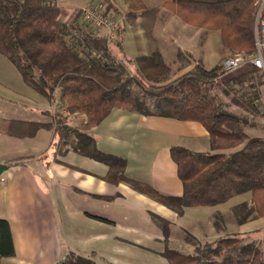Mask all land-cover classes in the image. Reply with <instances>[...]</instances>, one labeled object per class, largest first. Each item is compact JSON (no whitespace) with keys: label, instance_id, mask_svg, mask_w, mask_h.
I'll list each match as a JSON object with an SVG mask.
<instances>
[{"label":"trees","instance_id":"16d2710c","mask_svg":"<svg viewBox=\"0 0 264 264\" xmlns=\"http://www.w3.org/2000/svg\"><path fill=\"white\" fill-rule=\"evenodd\" d=\"M96 1L104 6L107 15L113 11L122 15L124 25L143 29L148 53L133 59L118 58L114 49L123 51L125 28L117 26L112 35H101L83 20V11L71 18L56 0H0V55L15 66L29 87L56 106L51 122L12 119L4 126L0 124V131L25 139L35 137L40 129H52L46 155L58 161L71 148L107 165L106 180L128 182L180 217L188 208L216 207L249 194L251 205L243 202L231 208L238 223H247L252 216L264 218V138L249 136L243 128L246 121L224 110L222 103L210 98L209 89H205L222 84L225 97L239 105V97L231 94L233 88L264 75L250 63L227 72L222 63L207 69L199 62L171 79V65L165 61L154 33L160 10L165 9L184 24L218 32L226 50L247 56L255 52L258 0H165L160 7L149 6L146 0H121L128 5L125 13L114 5V0ZM147 97L155 98L153 109ZM255 99L259 100L257 96ZM114 109L197 122L208 132L210 147L215 152L171 147L183 193L164 195L147 183L129 179L125 175L126 160L101 151L89 133ZM72 116L83 118L80 126L69 124ZM154 217L163 224L166 239L160 255L170 264H264L261 243L245 242L237 236L202 243L187 233L195 253L189 255L173 249L168 243L170 222ZM15 254L11 224L0 218V262ZM61 264L97 262L72 250Z\"/></svg>","mask_w":264,"mask_h":264},{"label":"rangeland","instance_id":"374dc122","mask_svg":"<svg viewBox=\"0 0 264 264\" xmlns=\"http://www.w3.org/2000/svg\"><path fill=\"white\" fill-rule=\"evenodd\" d=\"M146 1L149 6L156 7L161 5L164 0ZM56 2L58 6L69 11V17L71 16V18L80 11H83L84 8L99 4L96 0H56ZM119 5L120 8H123V4ZM165 12L172 16V28L174 33H178L184 23L172 13L166 10ZM108 13V16H114L111 11ZM115 21L117 22V26L124 28V25L122 26L121 24V21H123L122 18L121 21L115 18ZM158 22L157 18L154 33L159 40L160 49L161 44L170 43L171 41L169 39V34L166 33L167 26L165 21H162V23ZM156 25L158 27L157 30ZM126 26L128 29H134L129 24ZM189 29L197 30V28L192 26H189ZM97 31L100 33L105 31L109 33L106 29H97ZM112 33L110 35H112ZM220 51L221 54H223L226 49L221 45ZM183 55L185 56L184 53ZM235 55V53H230L222 58L219 64H221L225 58ZM238 55L245 54L242 53ZM182 60L174 65L175 69H173L170 75L171 79L187 72L186 70L176 71L177 67L182 65L185 58ZM211 67L207 66V68ZM224 88L225 86L222 84H216L214 86H207L205 89H209L210 98L216 102L222 103L224 110L246 121L243 128L249 136L264 138V77L257 76L252 82L246 83L245 86L241 87L237 85L233 88L231 94L232 96L237 95L239 97V105H236L231 97H225L223 93ZM256 96L259 98L257 102L255 99ZM249 99L250 101H247ZM56 100H58L57 95ZM146 100L153 109L155 98L147 97ZM251 101L255 102V105H252ZM55 107L56 106L52 104L50 100L29 87L23 81L15 66L0 55V124L2 126L6 125V123L12 119L51 122L53 120ZM68 122L71 126L78 127L81 125L82 120L81 118L72 116L69 118ZM101 128H103V126ZM89 133L97 140L98 148L101 151L105 153H114L121 157L125 155L121 149L114 148L107 144V142H101V138L103 139L104 135L101 129H99V131H89ZM0 137L2 136L0 135ZM197 137L198 138L180 136L176 140L174 139L171 141L156 131L155 140L157 145L151 150L149 155L146 156V165L139 166L137 165L138 163L136 164L135 161H132L127 172L130 175H148L151 180H154L156 177L164 178L161 177V174H165V181L173 187L172 178L177 177L175 171H173V168L171 170L169 165V149L171 146L179 145L193 151L206 153L215 152L210 147L209 138L200 135ZM33 138L34 139H27L24 141L10 139L14 144L3 143L4 141L1 142L3 138H0V160L10 157L11 159H7L6 161L10 163L17 161V163H14L16 165L9 167L1 175L2 177H0V209H5L8 205V199H14L13 196L20 191V183H15L13 181L15 178L14 175L21 174L22 176H26L30 171L20 166L25 163L23 162L24 160L32 158V156H24L36 155L38 153L42 154L45 152L52 141L53 130L47 128L40 129ZM73 141L74 137L71 138V142ZM46 156L43 155L42 158L46 157L48 159L45 165L49 168L52 166L53 160L49 158L50 155ZM60 160L64 163L57 164L56 162V189H60L56 192V200L52 196H49L48 199L45 197L42 203L48 207L55 208L56 206L55 220L52 223L51 233L47 237L49 243H51L48 246L46 241H44L41 245L42 250L47 247L54 249L52 259H56V264H59L60 260L72 250L94 259L97 264H170L165 257L160 255V252L165 248L166 239L163 235V224L156 219L154 215L170 222L171 236L168 240L169 247L185 254L193 255L195 253V247L193 242H189L187 233L188 235L190 234L196 237L197 240L202 243H212L219 237L230 236L241 237L245 242L256 240L261 243L264 250V218L252 216L247 223L240 224L231 209L233 206L243 202H248L251 205V196L249 194L236 196L228 202L216 207L188 208L183 217H177L176 220H171L173 218L171 216H174L171 210L157 203L158 201L155 202V199V201H153V198H148L146 200L138 199L133 191H129V185H126L128 187H124L125 189H121L120 192L116 194L115 204H113L112 201L109 203L104 201L95 203L86 194L88 193V189L84 184V180L74 177L77 174L73 171L75 167L87 170L91 169L90 164L94 161L77 154L71 148L65 156L60 157ZM169 170H171V172H169ZM42 176L46 177L44 174H42ZM1 178L7 180L6 183L1 182ZM81 178L83 177L81 176ZM63 183H66L67 186L65 192L61 189ZM75 187L81 190L76 191L77 189H75ZM63 205H66L67 208L70 207L72 210L77 209L78 211L96 208L100 213L118 219L119 223L124 227L128 228L134 226L133 228L139 230V235L135 234V236L131 237L135 242L125 244L99 239L91 240L89 239V235L91 232H94V230L85 225L84 221L79 218L77 219L71 216L70 219L67 214L64 213V210L61 209ZM12 207L14 210H17V208L20 209L21 206L17 201H14ZM6 213H8L6 217H9V212L7 211ZM40 256H43V252ZM44 257V259L48 261L49 258H51V256H49V258L46 256Z\"/></svg>","mask_w":264,"mask_h":264},{"label":"crops","instance_id":"0c3cea01","mask_svg":"<svg viewBox=\"0 0 264 264\" xmlns=\"http://www.w3.org/2000/svg\"><path fill=\"white\" fill-rule=\"evenodd\" d=\"M119 4H123L124 9L120 8ZM114 5L122 13L128 10V5L121 0H114ZM111 13L114 15H111L112 17H115L121 21V15H117L113 11H111ZM172 20L173 18L171 15L167 14V12H165L163 9L160 10L158 21L161 23L162 21H165L167 26L166 33L169 34V39L171 41L170 43H163V45L161 44L160 51L165 61L171 65L172 71L175 69L174 65L178 64L183 58H185L184 62H182L181 66L177 67L176 71H189L196 63L199 62L203 63L206 68L207 66H212L211 68H213L219 64L222 58L231 53L229 50H226L223 54H221V41L218 32H206L204 30L198 29L190 30L191 28L189 29V26L182 24L179 32L174 33L172 28ZM121 22L123 26L124 23L123 21ZM123 27L125 28L123 51L121 52L114 49V53L117 55V57L120 59H133L136 56L148 53L147 40L144 36L143 29L140 27L128 29L126 28V25ZM157 28L158 27L156 25V30ZM106 33V31L102 32L101 35H106ZM183 53L188 55L184 56ZM82 119L83 118L81 117V120ZM102 126L103 128H101ZM99 129H101L102 133L104 134H102L103 139L101 138L102 143L107 142V144L113 146L114 148L121 149L125 154L123 157H121L115 155L114 153H109L126 160L127 164L125 175L129 179L147 183L164 195L174 196H179L183 193V184L177 176V168L170 153L171 147L179 145H173L169 149V165L171 167L169 168L171 170L173 168V171H175L177 177L172 178L173 187L170 186L169 183L167 184V181H165V174H161V177L164 178L156 177L154 180L149 179L148 175H130L127 170L129 169L131 162L135 161V163H138L137 165L139 166L146 165V156H148L151 150H153L157 145L155 140L156 131L171 141L174 139L176 140L180 136L198 138L197 136L200 135L202 137L209 138L206 129L197 122L179 121L176 119L163 118L157 115L146 116L121 109H114L108 118H106L100 125L94 127L90 131H99ZM0 135L2 136L0 138H3L1 142L4 141L3 143L6 144H14V142H11L10 139L21 141L34 139H20L9 136L1 131ZM45 153L46 151L42 154L38 153L36 155L24 156H32V158L24 160L23 162L25 163L20 165L23 166L24 169L26 168V170L30 171L26 176H22L21 174L14 175L15 178L13 181L15 183H20V191H18L17 194L13 196L14 199H8V205L5 209H0V218L7 219L11 224L16 247L15 256L2 258L0 264H56V259H52L54 255V249L47 247L42 250L41 248V245L44 243V241H46L48 246L51 243H49V239H47V237L51 233L52 223L55 220L56 206L55 208L48 207L42 203L43 200H45L44 198L47 197L48 199L49 196H52L56 200V192L60 190L59 188L56 189V162L57 164L64 162L61 160L56 161L52 156H50L49 158H51L53 162L52 166L48 168L45 165L48 161ZM43 155L46 157L42 158ZM7 159L11 158L6 157V159H1L0 163L9 165L10 167L16 165L12 162L10 163L6 161ZM91 160L94 161L90 164L91 169L87 170L74 166L75 168L73 171H75L77 174L74 177L84 180V184L88 189V193H85L95 203H99V201L109 203L112 201V203L115 204L116 194H118L121 189H125L124 187H128L126 185H129V191H133V193H135L134 195H136L138 199H152L148 195L136 190L128 182L121 181L119 183H113L106 180L105 177L108 174L109 167L96 160ZM171 170H169V172H171ZM42 174H44L46 177H43ZM81 176L83 178H81ZM6 181L7 180L1 178V182L6 183ZM66 188V183H63L61 189L65 192ZM75 189L77 188L75 187ZM80 190L81 189H77L76 191ZM152 200L155 201L154 199ZM14 201H17L20 204V209H13L12 205ZM61 209L64 210V213H66L69 218L71 216L73 218H79L80 220L84 221L85 225L94 230V232H91L89 235V239L91 240L99 239L125 244L129 242H135L131 239V237L135 236V234L139 235V230L133 228L134 226L128 228L124 227L119 223L118 219L104 215V213H100V211H98L96 208L78 211L77 209L72 210L70 207L67 208L66 205H63ZM7 211L10 214L9 217H6L8 214L6 213ZM172 212L174 216H171L173 217L171 220H176L177 217L180 218L178 214H176L174 211ZM42 252L43 256H40ZM44 256L47 258L51 256V258H49L48 261L47 259H44ZM62 259L60 260L59 264H61Z\"/></svg>","mask_w":264,"mask_h":264},{"label":"built area","instance_id":"2783aa9c","mask_svg":"<svg viewBox=\"0 0 264 264\" xmlns=\"http://www.w3.org/2000/svg\"><path fill=\"white\" fill-rule=\"evenodd\" d=\"M83 20L97 29H106L111 34L117 22L105 13L102 4L91 5L83 9ZM255 52L250 55H235L223 60L225 71L233 72L250 63L264 75V0H258L256 26L254 32Z\"/></svg>","mask_w":264,"mask_h":264},{"label":"water","instance_id":"95a60500","mask_svg":"<svg viewBox=\"0 0 264 264\" xmlns=\"http://www.w3.org/2000/svg\"><path fill=\"white\" fill-rule=\"evenodd\" d=\"M9 165L0 163V176L9 168Z\"/></svg>","mask_w":264,"mask_h":264}]
</instances>
